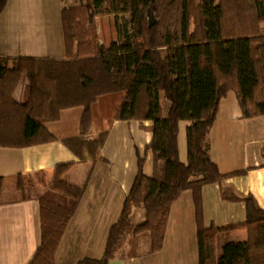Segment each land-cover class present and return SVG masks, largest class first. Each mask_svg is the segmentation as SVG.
<instances>
[{"label":"trees","instance_id":"16d2710c","mask_svg":"<svg viewBox=\"0 0 264 264\" xmlns=\"http://www.w3.org/2000/svg\"><path fill=\"white\" fill-rule=\"evenodd\" d=\"M8 1L0 0V14ZM150 5L151 0H73L62 9L66 59L0 55V146L55 140L47 123L60 119L62 110L81 106V134L63 141L80 160H95L108 130L84 137L94 105L103 96L121 94L115 119L153 121L147 146L153 171L144 172L140 155L139 172L110 228L103 256L77 264H109L129 236L133 254L120 255L139 256L142 232L150 239L145 254L162 250L172 204L188 189L196 207L199 264H264V208L256 199L224 192L226 198L245 200L247 218L221 228L205 226L202 202L205 185L246 172L222 173L203 148L221 99L234 90L244 118L264 115V0H154L157 21L149 27ZM104 15L115 19V36L109 39L98 30L97 18ZM126 15L130 20L121 23L120 16ZM23 75L29 83L19 103L13 95ZM161 92L170 101L166 116ZM182 121H189L187 162L179 150ZM70 165L57 167L51 188L39 199L41 242L28 264H56L57 249L84 192L66 180ZM4 183L0 176V202ZM25 183L20 178L18 187ZM134 205L144 207V219L137 224ZM233 228L247 229L248 240L222 241Z\"/></svg>","mask_w":264,"mask_h":264},{"label":"crops","instance_id":"0c3cea01","mask_svg":"<svg viewBox=\"0 0 264 264\" xmlns=\"http://www.w3.org/2000/svg\"><path fill=\"white\" fill-rule=\"evenodd\" d=\"M72 2L9 0L0 14V55L66 59L62 9ZM28 83L23 75L13 95L17 102H23ZM82 111L81 106L66 108L60 119L47 123L55 140L25 147L0 146V176L5 180L0 202V264H28L32 259L41 242L39 199L51 188L59 165L71 164L64 176L83 186L84 192L57 249V264L101 258L110 228L120 218L139 172L140 155L145 159L144 172L147 169L146 174H152V153L147 146L153 139V121L120 120L113 115L103 129L108 135L99 157L80 160L63 139L81 134ZM92 126L93 120L84 135L87 139L103 131L93 134ZM203 148L222 173L246 170L203 187L205 226L221 228L246 221L245 200L226 198L224 192L240 197L252 195L264 208V115L244 118L237 93L230 90L220 101ZM179 150L184 162L180 131ZM20 178L27 182L24 188L18 187ZM197 231L196 207L188 189L172 204L162 250L146 254L147 261L199 264ZM248 237L247 229L233 228L222 241L244 242ZM144 257H123L119 253L109 264H142Z\"/></svg>","mask_w":264,"mask_h":264},{"label":"rangeland","instance_id":"374dc122","mask_svg":"<svg viewBox=\"0 0 264 264\" xmlns=\"http://www.w3.org/2000/svg\"><path fill=\"white\" fill-rule=\"evenodd\" d=\"M122 23H125V21H129L130 17L129 15L120 16ZM114 16L113 15H104L102 17L98 18V30L106 37L111 38L115 36V28H114ZM169 53L171 54L173 52L172 48H169ZM121 101V94H110L103 96L99 99V101L94 105L93 108V126L91 132L94 134L96 130H103L106 129L109 122H111L113 115L115 114V111L120 104ZM160 102L163 106V115L166 116L168 114V108L170 105V101L164 96V93H160ZM78 109V108H77ZM189 125V121H182L180 123V144L182 148V159L184 162H187L188 156H187V126ZM94 138V136L92 137ZM143 156L145 157L144 153ZM146 167L148 168V171L151 173V167L150 164H147ZM147 172V169H145V173ZM144 219V207L134 205L132 208V220L136 224L141 222ZM139 242L140 247L138 250L139 256L147 253V250L149 248L150 239L147 232H142L139 234ZM119 253H123V255L128 256L133 254L132 250V244H131V236L128 237V239L125 242L124 247L120 250ZM149 256L145 254V257L141 260L142 264H154L153 261L149 260L147 261ZM57 264V262H56ZM136 264H139L136 262Z\"/></svg>","mask_w":264,"mask_h":264},{"label":"water","instance_id":"95a60500","mask_svg":"<svg viewBox=\"0 0 264 264\" xmlns=\"http://www.w3.org/2000/svg\"><path fill=\"white\" fill-rule=\"evenodd\" d=\"M147 16H148L149 27H151L157 21V14L154 6V0H151V5L149 6L147 11Z\"/></svg>","mask_w":264,"mask_h":264}]
</instances>
